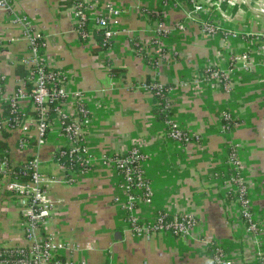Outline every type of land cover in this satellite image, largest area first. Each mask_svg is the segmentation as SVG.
<instances>
[{"label":"crops","instance_id":"0c3cea01","mask_svg":"<svg viewBox=\"0 0 264 264\" xmlns=\"http://www.w3.org/2000/svg\"><path fill=\"white\" fill-rule=\"evenodd\" d=\"M43 36L42 61L62 75L63 110L74 117L87 110L84 145L88 168L64 178L55 155L68 140L54 116L45 143L36 147L34 106L23 103L29 145L19 146L20 129H5L11 165L38 156L48 180L52 217L48 232L69 250L59 254L85 264H213L209 248H221L233 264L264 262V0H194L208 15H189L193 0H85L98 12L121 11L116 35L103 49L96 38L82 40L75 28L73 0H11ZM160 14L161 22L149 17ZM96 15V13H94ZM192 16V17H191ZM219 28L213 35L201 23ZM182 27V28H180ZM246 56V62L233 57ZM27 42L21 27L0 10V114L27 71ZM159 60V65L153 61ZM218 70L224 81L204 78ZM115 72V74L112 73ZM147 80L170 85V117L193 136L189 143L167 137ZM223 122H227L224 125ZM137 149L148 198L135 196L132 215L148 223L192 217L187 237L140 236L127 222L128 192L109 158ZM236 150L258 230L249 232L230 182L229 152ZM22 218L0 180V241L21 239Z\"/></svg>","mask_w":264,"mask_h":264},{"label":"built area","instance_id":"2783aa9c","mask_svg":"<svg viewBox=\"0 0 264 264\" xmlns=\"http://www.w3.org/2000/svg\"><path fill=\"white\" fill-rule=\"evenodd\" d=\"M75 28L82 40L93 38L94 33L102 31L103 46L109 47L111 40L116 35V27L119 23L121 11L111 5L105 6L98 12L97 6L85 0H73ZM0 10L10 14L12 21L18 24L27 42V56L22 63L28 72V79L33 84L30 93L24 90L23 81L19 87L7 98L8 113L0 114V128L20 129L22 135L19 146L25 148L29 145V129L25 122V111L23 103H32L37 114L36 119V147H41L45 143L46 132L48 130L49 106H53V112L59 117L61 131L68 140L66 152L69 164L56 161L61 169L64 178L70 179L75 172L88 168V159L84 145V125L87 121V110L78 102L76 115L66 116L63 110V102L66 97L62 75L54 70H49L42 61L44 50L43 36L36 31L31 21L15 13L11 0H0ZM210 7H203L199 3L191 2L189 15H208ZM96 13V15H94ZM192 17V16H191ZM205 34L213 36L219 28L210 20L201 23ZM182 28V27H180ZM238 59L246 62V56L233 57L232 62ZM159 65V60L153 61ZM204 78L214 83L224 81L222 74L213 68L204 70ZM149 90H159L160 85L154 84L151 87L144 85ZM170 107L168 102L163 108L167 117L168 125L167 137L178 143H189L193 136L178 126L170 117ZM14 127V128H11ZM22 163V176L28 179H20L10 176L8 171L7 158L0 161V174L4 176V189L10 192V197L15 200V204L22 218L21 239L10 240V244L0 241V264H85L74 262L70 259L60 261L59 254L69 250L64 243L54 242L48 232V224L52 217V203L48 199L47 185L57 182L56 179L48 180L41 171V163L37 155ZM230 168V182L234 187L235 201L239 205L240 215L246 224L249 232L258 230L252 213L250 202L247 196V189L241 175V160L237 156L236 150L229 152L228 157ZM109 162L117 170L120 179L128 192L125 204L127 222L131 230L140 236H152L159 233L169 234L175 237L188 236L195 227V220L190 216L168 219L162 214H158L151 222L139 223L132 215L133 207L136 204L135 194L139 190L145 192L143 196L148 198L146 192V182L142 170L143 157L137 149H130L122 155L109 158ZM213 264H233L229 257L221 248L214 250ZM264 264V262H262Z\"/></svg>","mask_w":264,"mask_h":264},{"label":"trees","instance_id":"16d2710c","mask_svg":"<svg viewBox=\"0 0 264 264\" xmlns=\"http://www.w3.org/2000/svg\"><path fill=\"white\" fill-rule=\"evenodd\" d=\"M163 2H166L167 0H162ZM187 1H189V0H186V2ZM187 4H188V2H187ZM148 15H149V17L150 18H152L153 17V19H157V20H159L160 22L162 21L161 20V17H160V14L159 15H157V17L155 16L156 14H155V12H149L148 13ZM94 38H96L97 40H98V42H99V45H101L102 47H103V49H105V48H107V47H105V46H103V42H104V40H103V36H102V31H97V32H95L94 33ZM49 70H51V69H49ZM112 73L113 74H115V72L114 71H112ZM28 72L26 71L25 72V74L23 75V84H24V90L27 92V93H30L31 92V90L33 89V84H32V82L28 79ZM145 84L147 85V86H149V87H151L152 85H154V84H158V85H160L161 87H160V89L159 90H150L151 92H152V96H153V99H154V101L158 104V106H159V108H158V111H157V109H156V112H157V114H158V118H160L162 121H166L167 120V117H166V115H165V113H164V111H163V108H164V106H165V104H166V101H167V93H168V91H169V89L171 88V86L170 85H161V84H159L158 82H155V81H151V80H147L146 82H145ZM30 104H32V103H30ZM33 105V104H32ZM8 113V104L7 103H5V106H4V111H3V115H6ZM48 115H49V119H50V121H51V119L54 117V116H56V114L53 112V106H49V112H48ZM25 118L27 117L26 116V112H25ZM34 118L35 119H37V114H36V112H34ZM223 124L224 125H227L228 123L227 122H223ZM11 128H14V127H11ZM0 133H1V135H2V137L3 138H7L8 137V134L5 132V129L4 128H0ZM66 152L67 151V148H63V149H61L59 152H57L56 153V155H55V160L57 161H59L60 163H64V164H69V161H68V157H67V155H61V153L60 152ZM115 157V156H114ZM3 158H7L8 160H9V158H8V154H7V146H6V144L4 143V142H1L0 143V161L3 159ZM27 160H30L29 158L27 159ZM8 168V171L10 172V176H11V178L12 177H17V178H20V179H28V176H22V174L24 173V170H22V164H19V165H16V166H13V165H11L10 163L8 164V166H7ZM0 180H4V176L3 175H1L0 174ZM6 191V190H5ZM6 193L8 194V195H10V192H7L6 191ZM235 197H236V195H235ZM168 219H171V218H169L168 217ZM215 248H216V246H214V245H212V246H210V248H209V254H210V259L212 260V258H213V254H214V250H215Z\"/></svg>","mask_w":264,"mask_h":264},{"label":"rangeland","instance_id":"374dc122","mask_svg":"<svg viewBox=\"0 0 264 264\" xmlns=\"http://www.w3.org/2000/svg\"><path fill=\"white\" fill-rule=\"evenodd\" d=\"M191 2H195L196 3V1H191ZM191 2H190V4H191ZM204 7V6H203ZM205 8V7H204ZM264 16V15H263ZM143 193H145V192H143ZM137 194H140V191H138V192H136V194H135V196L137 195ZM182 217H185V216H182ZM152 221V220H151ZM150 221V222H151ZM152 236H154V235H152ZM184 237H187V236H183L182 238H184Z\"/></svg>","mask_w":264,"mask_h":264}]
</instances>
